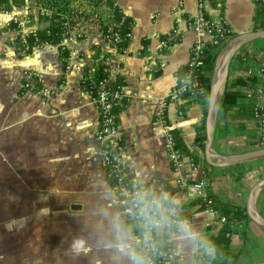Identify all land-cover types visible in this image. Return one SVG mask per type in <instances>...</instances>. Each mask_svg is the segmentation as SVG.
I'll return each instance as SVG.
<instances>
[{"label": "crops", "instance_id": "obj_1", "mask_svg": "<svg viewBox=\"0 0 264 264\" xmlns=\"http://www.w3.org/2000/svg\"><path fill=\"white\" fill-rule=\"evenodd\" d=\"M113 2L132 22L125 50L119 53L102 41L97 8L74 3L71 25L80 36L69 45L71 53L64 69L55 46L33 47L22 55L15 52L10 42L17 31L4 29L10 15L0 13V264H117L109 247L110 220L124 212L126 201L116 195L100 166L98 117L80 86L82 68L90 63L94 47L108 56L113 71L110 80L120 77L131 94L118 108L116 121L127 154L126 167L140 186L156 194L167 193L172 200L169 206L177 208V216L189 227V232L177 230L172 236L177 264H210V257L194 256L199 250L211 256L205 239L219 226L199 208L197 195L177 181L186 175L202 178L204 194L244 206L249 187L259 178L256 168L245 170L241 164L226 168L204 165L203 147L201 150L194 143L200 104L186 99L164 105L192 44L208 40L204 32L185 27L186 17L196 11L195 0H182L178 10V0ZM221 3L228 31L251 30V0ZM24 8L25 3L13 8L18 20L23 18ZM33 22L20 31L34 29L37 24ZM174 27L179 40L162 51L160 36ZM244 47L248 51L257 48L253 54L264 57L260 52L264 43ZM27 70L34 71L41 84L54 92L45 96L23 91L22 73ZM237 74L239 70L229 65L226 81ZM61 81L64 85L58 88ZM161 113L184 147L197 155L195 170L186 164L172 169L164 134L155 124ZM254 126L253 121L248 122V132L228 140L242 144L253 135L259 137ZM212 147L223 154L239 151L237 144L224 145L222 139L214 138ZM255 206L264 216V187L255 195ZM13 219L20 220L23 227L7 230L5 223ZM238 229L242 232L231 235L230 249L237 254L234 264H264L262 232L249 220ZM75 238L82 239L87 250L78 259L66 252Z\"/></svg>", "mask_w": 264, "mask_h": 264}, {"label": "trees", "instance_id": "obj_2", "mask_svg": "<svg viewBox=\"0 0 264 264\" xmlns=\"http://www.w3.org/2000/svg\"><path fill=\"white\" fill-rule=\"evenodd\" d=\"M251 1L253 4L251 30L264 29V0ZM24 2V0H0V12L9 11L23 5ZM30 2L35 9H45L47 15L40 16L36 12H31L27 16L31 21L35 20L37 25L34 29L22 33L21 37L17 36L13 39L12 43H10V47L15 52H23V54H26L33 47H39L45 44L55 46L58 57H60L61 60V67L64 69L68 53L67 50L61 48L60 41L66 36L64 22L67 20L71 25V12H74L72 10L74 9L72 8L74 3L86 4L89 7L97 8L96 12L99 14L100 34L105 32L106 27L110 26L121 36V38L115 42V50L117 52L122 53L130 40L131 19L120 12L113 0H31ZM4 29L18 30L19 27L15 22H9ZM226 35L229 39L236 34L228 31ZM256 41L257 43H264V40ZM224 43L215 46L209 41L204 42L197 72V77L200 79L203 91L201 95L187 100L188 102H198L202 109L200 122L194 126V143L198 144L201 150L205 139L203 119L210 74L215 57ZM256 50L257 48H252L248 51L243 45L231 59L230 65L235 66L239 70V74L226 81L217 117L219 125L216 126L214 130L215 139H222L224 145L237 144L239 151L264 147V143H260V137H264V132L259 137H254L253 135V138L245 140L242 144L237 143V141L232 138H230V141L228 140V137L248 132L247 123L252 121L255 98L251 97L244 101L245 89L260 87L264 92V77L257 74L259 70L264 73V57L255 56L253 51ZM260 52H264L262 48H260ZM105 55L106 54H101L99 49L94 47L92 54L89 56L90 63L82 68V77L87 76L84 81L86 89H91L95 92L97 89L101 88L100 82L108 76L107 71L104 69L105 64L102 61ZM89 69H91V74L89 73ZM184 69L185 65L177 70V77L184 72ZM247 69L251 70L250 75L244 74ZM118 85H124V81L120 77L115 76V78L110 80L103 88L106 90H113ZM124 102H126L125 99H121L112 105L114 121L118 122L117 111ZM172 133L177 142L176 147L194 163L197 162V155L190 153L184 147L175 131L172 130ZM203 164L205 165L206 163L203 161ZM262 165H264V160L244 163L240 166L245 170L255 167L258 172V177H261L264 175V173H260ZM109 181L112 185L114 184L113 180L109 179ZM205 197L210 201L209 207L215 211L216 217L214 220L215 222H219V226L215 233H209L205 239V246L212 250L211 256L204 255L203 250H199L194 257L200 259L203 257H210V264H234L237 254L230 249L232 241L231 235L242 232L238 229V225L248 220L245 208L244 206L236 205L226 200H220L211 194H205ZM196 199L199 208L203 210L204 206L202 205L201 197L197 196ZM163 238V233L155 235L157 245L160 248L163 247Z\"/></svg>", "mask_w": 264, "mask_h": 264}, {"label": "built area", "instance_id": "obj_3", "mask_svg": "<svg viewBox=\"0 0 264 264\" xmlns=\"http://www.w3.org/2000/svg\"><path fill=\"white\" fill-rule=\"evenodd\" d=\"M25 8L23 18L18 20L13 9L0 13H7L10 15L9 22H15L19 27L15 37H21L22 33L20 28L23 25L29 24L30 18L27 16L31 12H36L40 16L47 15V11L43 8L35 9L32 6L31 0H24ZM196 11L194 14L189 15L185 19V27L196 31H202L208 36V40L211 44L218 46L227 41L228 29L226 27L224 16L221 13L222 3L221 0H195ZM182 0L177 2V10L180 9ZM66 36L60 41L62 49L67 50L68 56L70 57L71 49L70 44L75 42L80 36L70 23L66 20L64 22ZM15 30V29H14ZM19 31V32H18ZM128 35V34H127ZM130 35V33H129ZM102 41L112 49H115V42H117L121 36L112 29V27H106L104 33L100 34ZM14 37V38H15ZM13 38V39H14ZM12 39V41H13ZM179 40L178 30L174 27L166 31L160 36L159 49L162 51L167 50L172 44ZM12 41L10 43H12ZM205 41H196L189 49L187 61L185 63L184 72L178 77L176 84L169 91L165 97V103L180 102L186 99L194 98L202 94L203 88L200 79L197 77L198 67L200 65V56ZM23 54V52H18ZM108 56L103 57V63L105 64V71L108 76L100 82V89L93 92L91 89H86L85 79L86 77L80 78V86L83 92L87 95L90 101L93 103L97 117H98V129L97 139L99 142L98 159L100 166L102 167L106 178L113 180V188L118 197L127 201L129 195L140 186L134 179L133 172L126 167V151L121 144V139L118 131L116 121H114V114L112 113V105L121 99H129L131 94L126 92L125 85H118L113 90H106L103 87L107 85L112 76V69L107 64ZM91 74V69H89ZM245 75H250L251 70L247 69L244 72ZM261 77H264V73H257ZM89 78V75H88ZM41 78L34 71L23 72V91H34L37 94L49 95L54 92V89L46 88L41 84ZM64 82L61 81L57 87L61 88ZM255 98V104L252 112V121L256 129L258 136L264 132V104L262 98L264 92L260 87L246 88L244 98L249 99ZM155 124L160 126L161 131L164 134L165 143L164 147L166 150L167 157L170 161L172 169H179L183 165H187L191 170H195V163L190 158H185L176 147V142L172 134V128L166 124L163 114L156 115ZM260 143H264V137H260ZM178 183L185 184L193 193L201 197L202 205L210 218L215 222V211L209 207V199L205 197L203 193L204 181L202 178L194 179L193 176L186 175ZM173 212H168L169 222L160 233L164 234L163 247H158L155 239L154 247L147 251V258L149 264H177V250L172 243V236L178 230L176 227L177 220H182L177 216V208L175 206H168ZM185 222V221H184ZM138 234V233H137Z\"/></svg>", "mask_w": 264, "mask_h": 264}, {"label": "clouds", "instance_id": "obj_4", "mask_svg": "<svg viewBox=\"0 0 264 264\" xmlns=\"http://www.w3.org/2000/svg\"><path fill=\"white\" fill-rule=\"evenodd\" d=\"M171 204L167 193L156 194L144 187L137 188L129 195L124 212L110 220L112 239L109 247L118 258L117 264H149L146 253L154 247V234L158 235L167 226V213L173 212L168 207ZM4 227L10 231L13 227H23V224L13 219L7 221ZM176 227L182 233L189 232L188 225L182 220H177ZM66 252L73 259L87 254L85 243L80 238L73 239Z\"/></svg>", "mask_w": 264, "mask_h": 264}, {"label": "water", "instance_id": "obj_5", "mask_svg": "<svg viewBox=\"0 0 264 264\" xmlns=\"http://www.w3.org/2000/svg\"><path fill=\"white\" fill-rule=\"evenodd\" d=\"M254 40H264V29L238 33L229 38L221 46L215 57L209 79L203 119L205 139L203 142L202 156L204 162L210 167L226 168L264 160V147L228 154L216 152L212 147L218 111L231 59L237 53L239 48ZM262 187H264V175L259 177L249 187L246 193L244 208L248 220L251 221L264 235V216L258 212L255 206V195Z\"/></svg>", "mask_w": 264, "mask_h": 264}, {"label": "rangeland", "instance_id": "obj_6", "mask_svg": "<svg viewBox=\"0 0 264 264\" xmlns=\"http://www.w3.org/2000/svg\"><path fill=\"white\" fill-rule=\"evenodd\" d=\"M32 23H34L33 21H29V24H32ZM258 41H263V40H258ZM257 41L255 40V41H253V42H251L250 44H255ZM23 74V73H22ZM31 92H34V91H31ZM24 93V92H23ZM35 93V92H34ZM248 150V149H247ZM252 163V162H251ZM255 168V167H254ZM260 173H264V165H262V170H261V172Z\"/></svg>", "mask_w": 264, "mask_h": 264}]
</instances>
